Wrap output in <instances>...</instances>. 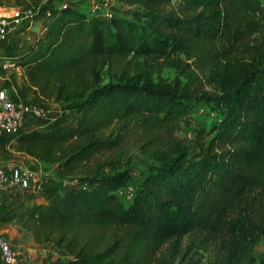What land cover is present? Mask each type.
I'll return each instance as SVG.
<instances>
[{"label": "trees", "instance_id": "1", "mask_svg": "<svg viewBox=\"0 0 264 264\" xmlns=\"http://www.w3.org/2000/svg\"><path fill=\"white\" fill-rule=\"evenodd\" d=\"M118 2L138 9L107 19L62 6L16 60L27 92L78 111L75 122L17 134V152L70 183L23 207L20 226L63 253L49 264H256L264 4ZM197 102L223 116L189 140L180 131ZM132 151L159 165L131 186Z\"/></svg>", "mask_w": 264, "mask_h": 264}, {"label": "rangeland", "instance_id": "2", "mask_svg": "<svg viewBox=\"0 0 264 264\" xmlns=\"http://www.w3.org/2000/svg\"><path fill=\"white\" fill-rule=\"evenodd\" d=\"M49 1L52 5L50 10L57 9L58 6L66 4H74L88 13H107L108 11L113 12L114 9H120L122 12L129 13L138 9L137 7L123 6L118 0ZM261 2L264 4V0H261ZM8 74L11 76L9 77V81L4 76L0 79V89H7L16 101L37 105L46 113V117L41 120H28L22 131L26 130V128L36 126L46 128L54 126L59 122H75L78 118V111L74 107L75 104L66 106L58 102H43L25 90V81L22 75L15 76L11 75L10 72ZM162 75L170 81L177 76V72L172 68L163 72ZM208 90L210 91V89ZM199 103L193 104L192 110L195 116L192 119V123L183 125L180 131V135L189 140L197 136L198 129H206V131H209V129L220 121L221 116H223L222 111L217 109L213 110L212 107L208 106L203 107V112L202 110L198 111L196 108ZM2 136H0V164L4 166L22 164L33 169L41 176L42 188L39 192H34L11 186L4 191L0 197V234L10 241L14 251L21 259L24 257L27 258L31 254L35 258V263L32 264H49L54 258L61 256L63 253L59 252L51 244L36 243L32 234L20 226L21 223L20 219H18V214L23 210V207L33 204V199H39L42 202L50 201L54 191H59L67 186L63 185V180L58 177L52 166L38 163L31 157L23 155L14 149L17 135ZM128 154L132 155V165L130 167L131 181H129L131 186L139 182L145 174L151 172L153 168L159 165L158 162L137 152L132 151L131 154L130 152ZM104 173L109 172L105 171ZM255 256H257L256 264H264V237L256 246Z\"/></svg>", "mask_w": 264, "mask_h": 264}, {"label": "built area", "instance_id": "3", "mask_svg": "<svg viewBox=\"0 0 264 264\" xmlns=\"http://www.w3.org/2000/svg\"><path fill=\"white\" fill-rule=\"evenodd\" d=\"M100 13L107 19L113 16V12L111 11ZM23 14L27 18L36 16V12L33 9H27ZM10 31L11 23L9 19L6 16H0V41H5ZM12 70L21 73V69L16 65V62L0 59V71ZM200 110L204 111L203 108ZM45 117V111L39 106L19 101L15 102L7 89H0V136L19 134L27 118L43 119ZM41 184L42 179L40 174L29 167L22 164L8 166L0 164V196L11 186L19 187L22 190L39 192L42 188ZM68 184L70 183L65 182L64 186ZM128 192V196L130 198L133 197L132 189H129ZM0 259L2 264H25L14 251L10 241L2 236H0Z\"/></svg>", "mask_w": 264, "mask_h": 264}, {"label": "crops", "instance_id": "4", "mask_svg": "<svg viewBox=\"0 0 264 264\" xmlns=\"http://www.w3.org/2000/svg\"><path fill=\"white\" fill-rule=\"evenodd\" d=\"M71 5L80 9L74 4ZM51 6L49 0H0V16H6L11 23V31L8 38L5 41H0V59L16 62L19 56L26 52L42 36L52 14L64 5L58 6L57 9L53 8L54 10H50ZM27 9L35 10L36 16L33 18L25 17L23 13ZM8 72L15 76L22 75L15 70L0 71V79L4 76L9 81L11 76ZM32 201V203L42 202L39 199H33ZM0 236L2 235L0 234ZM22 260H24L25 264L35 263V258L31 254L27 258H22ZM0 264H2L1 259Z\"/></svg>", "mask_w": 264, "mask_h": 264}]
</instances>
